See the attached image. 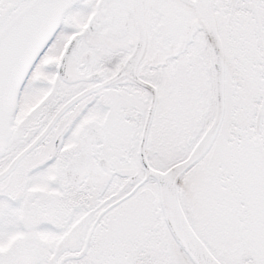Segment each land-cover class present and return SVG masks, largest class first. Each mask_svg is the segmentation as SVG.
<instances>
[{"label":"snow or ice","instance_id":"snow-or-ice-1","mask_svg":"<svg viewBox=\"0 0 264 264\" xmlns=\"http://www.w3.org/2000/svg\"><path fill=\"white\" fill-rule=\"evenodd\" d=\"M0 264H264V0H0Z\"/></svg>","mask_w":264,"mask_h":264}]
</instances>
